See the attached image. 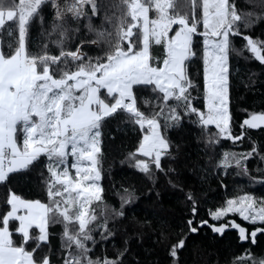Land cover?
<instances>
[{"label": "snow or ice", "instance_id": "1", "mask_svg": "<svg viewBox=\"0 0 264 264\" xmlns=\"http://www.w3.org/2000/svg\"><path fill=\"white\" fill-rule=\"evenodd\" d=\"M242 2L244 8L237 0H120L113 5L105 0H0V183L39 170L47 194L42 202L8 188L0 210V264H57L49 247L54 225L63 227L59 264H128L133 239L142 240L146 230L158 233L155 242L166 253L163 262L153 264H179L189 236L204 226L220 237L235 230L238 241L249 245L232 264H264V253L252 251L264 234V196L247 190L264 187V151L253 140L248 151H224L218 159L214 152L221 139L235 145L248 129L264 128V110L245 109L239 134L233 130L232 57L264 66V37L250 32L264 24V0ZM46 6L52 13L47 27ZM37 20L40 38L34 39ZM197 37L202 38L203 110L196 106L193 90L199 85L189 71L198 55ZM234 37L242 39L241 47ZM153 45L162 52L154 54ZM185 120L200 129L202 163L182 158L181 144L170 135L179 133ZM113 121L117 129L123 123L140 129L134 151L121 164L128 161L142 175L150 185L147 195L160 197L157 173L183 193L191 216L178 231L162 216L153 223L151 216L129 215L145 195L133 182L113 185L118 207L105 200L104 129ZM230 168L249 185L208 210L215 223L197 222L200 202L194 189L184 191L181 171L205 181L226 176ZM221 187H226L223 181ZM229 214L254 227L248 231ZM118 234L122 246L113 244V257L94 255L97 246L105 248Z\"/></svg>", "mask_w": 264, "mask_h": 264}, {"label": "trees", "instance_id": "2", "mask_svg": "<svg viewBox=\"0 0 264 264\" xmlns=\"http://www.w3.org/2000/svg\"><path fill=\"white\" fill-rule=\"evenodd\" d=\"M18 2V0H17ZM186 2V0H185ZM107 5L119 4L120 0H105ZM241 8L245 7L242 0H237ZM110 13L116 12L118 9L109 8ZM99 24V21H95ZM15 29V25H11ZM201 30H203L201 28ZM253 36L264 37V24L257 25L250 30ZM202 38H196L197 57L189 64V71L192 77L199 85L198 89L193 90L196 106L203 110V64L201 60ZM234 45L239 48L243 41L239 37L233 38ZM154 54L162 52L159 46L153 45ZM95 53H93L94 55ZM247 55V53L245 54ZM232 76H231V104L230 110L233 117V130L239 134V125L246 117L245 109L251 111L264 110V66L255 60H248L242 57L233 55L231 60ZM250 74L252 80L256 83L252 84L249 79ZM247 85V87H246ZM143 107V105H142ZM194 119V118H193ZM117 121H113L111 125H106L104 132V153L103 161V187L105 189V200L119 206V199L115 194L113 185L119 188L121 184L127 186L133 182L138 194L144 193L140 201L130 209L129 215H137L141 218L151 216L153 223L157 216H162L168 220L172 228L179 230L178 226L184 225L187 219L191 216L190 211L186 208L184 195L179 189H174L168 185L167 179L164 175L157 173L158 180L156 191L160 192V197L156 198L155 192L151 196L147 195L146 181L140 173H137L134 168L129 166V162L121 164L125 160L128 152L134 151L139 139L140 129L131 123H123L116 127ZM210 130L215 131L214 126H209ZM247 136L242 141L235 145L231 141L221 139L219 144L215 146L214 152L218 159L224 151L244 152L251 149V142L257 141L259 148L264 151V128L262 129H248ZM174 142L180 143L182 148V158L185 156L190 161L200 160L203 162L204 153L201 149L204 148L203 142H198L196 137L200 135V129L195 125L184 121V127L179 133L173 131L170 133ZM110 136H114L110 138ZM170 161H163V166L168 167ZM134 163V161L132 162ZM256 161L250 162L249 167L254 168ZM39 170L28 172L26 174L12 175L7 183H0V210H3V202L6 199L7 190L11 187L17 194L25 199H40L42 202L47 200V194L42 186V181L38 174ZM234 168L228 170V174L224 177H217L215 175L209 176L207 180L201 181L198 175H193L187 170H182L180 180L184 186V191L189 188L195 190L197 199L200 202L198 212L195 220L198 222L201 219L209 220V223H215L208 216V210L219 206L226 198L236 194L240 187L249 185L247 178L242 176H235ZM135 177L133 180L132 178ZM173 179H176L174 176ZM221 181L226 187H221ZM249 191H253L257 196L264 195V187L259 184L248 187ZM228 219H234L242 226L246 227L248 231L254 227L251 224L243 221L237 215H229ZM258 226V225H257ZM62 225H54L51 232L54 234L51 245L49 246L53 251V260L59 264L60 252V233L62 232ZM99 236V233H96ZM158 233H153L146 230L142 240L133 239L131 243V253L126 257L128 264H134L133 256L140 261V264H153L157 259L163 262L166 255L162 246L156 244ZM122 235L118 234L114 240L107 241L105 248L97 246L94 249V255L109 257L114 256L113 244L116 247L122 246ZM249 245L238 241L235 230H227L223 237L212 233L207 226L200 229L198 234L190 235L185 248L179 253V264H232L234 257H240ZM252 251L257 254L264 253V234L257 237V244L252 248Z\"/></svg>", "mask_w": 264, "mask_h": 264}, {"label": "rangeland", "instance_id": "3", "mask_svg": "<svg viewBox=\"0 0 264 264\" xmlns=\"http://www.w3.org/2000/svg\"><path fill=\"white\" fill-rule=\"evenodd\" d=\"M150 17L153 15V13H149ZM43 16H44V23L45 26L47 27L49 25V22L51 21L52 18V13H51V9L50 6H46L43 10ZM31 33H32V37L34 39H39V33H40V28H39V20H37V22H35L32 26L31 29ZM51 51L55 54H58L59 49L56 48L55 46L51 47ZM70 162H71V157H69V167H70ZM260 196H264V195H260ZM232 215V214H229ZM239 217V216H238ZM237 222V221H236ZM238 223V222H237Z\"/></svg>", "mask_w": 264, "mask_h": 264}]
</instances>
